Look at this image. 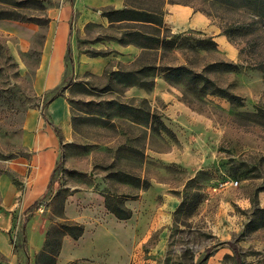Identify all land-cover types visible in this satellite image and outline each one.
<instances>
[{
  "label": "rangeland",
  "instance_id": "1",
  "mask_svg": "<svg viewBox=\"0 0 264 264\" xmlns=\"http://www.w3.org/2000/svg\"><path fill=\"white\" fill-rule=\"evenodd\" d=\"M62 1L0 0L1 14L29 20L0 19V174L7 173L16 184L6 164L28 153L20 145L4 144L2 136L18 132L31 109L49 116L47 104L55 88L37 93L35 75L43 64L45 40L53 34L48 15ZM172 2H186L207 12L237 54H225L206 41L212 36L202 32L171 31L164 14L166 4ZM126 4L155 14V23H123L110 30L95 23L79 25L74 11L68 27L70 51L77 46L93 54L90 44L111 32L124 39L125 33L134 31L159 35L158 43L138 39L143 44H135L140 48L137 56L107 66L135 70L154 64L159 69L156 75L149 72L146 77L154 79V85L110 87L102 74L79 72L64 51L56 88L63 86L58 96L66 103L69 135L63 137L55 127L62 142L50 184L36 207L10 212V226L3 230L9 254L0 252V264H11V260L12 264H111L107 252L70 260L58 257L60 236L54 228L62 222L61 199L71 188L93 190L104 199L132 200L135 214L129 222L133 230L125 236L131 242L126 264H207L219 248L227 250L222 264H264V123L242 116L256 106L264 109V70L255 68L264 61L259 4L253 0H231V4L126 0ZM19 23L34 24L36 29L31 33ZM20 34H24L22 40ZM203 39L201 48L197 41ZM225 63L238 67L227 70ZM178 65L207 75L240 97L243 105L208 91L203 96L191 94L183 83L165 80L162 70ZM114 101L156 114L166 129L151 119L144 122L118 110ZM235 179L237 186H230ZM169 195L178 198L177 206ZM35 212L40 214L36 222L45 220L44 240L39 251L29 253L27 223ZM121 225L116 228L123 232ZM71 248L65 244L63 250Z\"/></svg>",
  "mask_w": 264,
  "mask_h": 264
},
{
  "label": "crops",
  "instance_id": "2",
  "mask_svg": "<svg viewBox=\"0 0 264 264\" xmlns=\"http://www.w3.org/2000/svg\"><path fill=\"white\" fill-rule=\"evenodd\" d=\"M125 6H130L126 4V0H63L57 10L49 13L53 34L48 36L44 43L41 54L43 64L39 66L35 75L36 92L43 93L48 89L56 88L61 79L64 51L67 53V48L70 49L69 19L74 11L78 14L79 25L95 23L103 28L115 30V25L125 22L111 24L102 15L101 10L105 7L119 9ZM164 22L173 32L197 31L212 36L217 46L229 56L234 57L238 52L235 45L221 30L220 25L203 10L196 9L189 3H167ZM19 24L27 27L31 33L36 29V26L31 23ZM18 36L22 40L24 34ZM119 38V33L111 32L107 37L101 38L100 42L91 43L90 48L95 51L93 54L80 51L75 46L70 52L77 70L103 74L109 64L122 59H133L140 53V48L135 44L121 43ZM228 50L232 53H228ZM47 111L48 117L43 116L36 109L29 110L18 132L2 136L4 144L20 145L28 156H17L6 164L9 173L17 179V184L7 173L0 174L1 253L9 254L3 230H7L10 226V212L13 210L19 213L27 212V208L47 191L60 148L55 127L60 128L63 137L67 138L69 135L70 127L64 98L61 96L53 98L47 104ZM169 197L176 200L177 206L178 198L175 195H169ZM131 202L132 200L124 201L125 206L131 209V217L119 220L105 207L103 196L93 190L82 191L71 188L64 199L63 215L68 220L83 224L84 231L76 240L64 235L58 257L61 260H70L83 256H101L107 252L111 264H126L130 260L131 242L126 240L125 236L127 233L131 234L133 230L129 222L135 214L134 208L130 205ZM164 208L166 211L167 208ZM38 217L40 214L35 212V216L31 217L27 223L29 253L39 251L44 240L45 220L41 218L39 222H36ZM119 222H123L121 225V229L124 228L123 232L116 228ZM225 234L221 233L222 236ZM65 244L70 245L71 250H63ZM226 253V249H217L209 256L207 264H222V257ZM10 263L12 264V260Z\"/></svg>",
  "mask_w": 264,
  "mask_h": 264
},
{
  "label": "trees",
  "instance_id": "3",
  "mask_svg": "<svg viewBox=\"0 0 264 264\" xmlns=\"http://www.w3.org/2000/svg\"><path fill=\"white\" fill-rule=\"evenodd\" d=\"M223 1L226 4H231V0H220ZM253 2L259 4L258 13L261 16V18L264 20V0H253ZM205 12V11H204ZM101 13L103 16H105L108 21L113 24L116 22H125V24H131V23H155L153 20V17L155 14L150 13L149 11H145L142 9L135 8L133 6H125L123 8L115 9L112 7H105L101 10ZM207 15H209L207 12H205ZM0 19H13V20H19V21H29L28 19L19 18L15 15L10 14H1L0 13ZM38 24V23H37ZM40 24V23H39ZM127 39H124V37H120L119 41L124 44H139L142 45L143 43L139 41L138 39L142 38L145 42L148 41L149 43H158L159 41V35H144L141 32L134 31L125 33ZM133 36V39H130L128 37ZM203 40H198L197 44L199 47L203 48L205 47V44H203ZM207 42H209L212 45H216L215 41L212 40V38L206 39ZM148 43V44H149ZM145 45V44H144ZM149 48V46H145ZM67 59L72 62V55L70 52L69 47L67 48L66 53ZM227 68V70H233L236 69L238 66L233 63H225L224 64ZM255 68L264 70V61H261L257 65H255ZM159 69L154 64H145L141 66L138 69L135 70H112L109 68H105L103 71V76L107 78L109 86L111 87V84H125V85H137L140 87L150 88L154 85V79H146L147 75H149V72L154 73V76L156 75V72ZM163 72V77L167 81H179L183 83L189 92L191 94L197 93L200 94L199 96H203V93H206L208 91L209 94H216L219 96H223L227 98L230 102L235 103L236 105L242 106V99L232 93H230L226 88L217 86L214 81H212L207 75L203 74L202 72L194 71L193 69L184 66V65H178L174 67H166ZM63 86L55 88L52 90L53 94L50 98L52 100L53 98L57 97L60 94V91ZM188 102V100H187ZM118 110L124 111L134 118H139L144 122H149L151 119V122L155 123L158 122L160 125H162L163 129H166L165 125L161 123L158 116L154 113H150L149 111H145L144 109L140 107H134L129 104L125 103H119L114 101L113 102ZM140 113L143 116H140ZM243 118H247L249 122H256V123H264V109L261 106H256V110L249 114H243ZM161 128V129H162ZM57 136L59 138V142L61 144L62 139L60 134L57 131ZM55 168L53 169L54 172ZM53 172L51 173L50 181L53 175ZM50 181L48 183V186L50 184ZM47 186V188H48ZM70 192V191H69ZM67 192L65 196L61 199V213L60 219L62 222L60 225H58L54 230L58 232L60 239L57 244V250L60 249L61 245V239L64 235H68L73 239H78L84 231V226L81 223L71 221L66 219V217L63 215V203L64 199L69 193ZM44 196V194L34 201L28 208L27 211L30 209L36 207L38 201ZM105 207L119 220H125L131 217V209L125 206L123 200H117L114 198L107 199L105 197ZM52 229V228H51ZM49 228L45 235H48L51 231ZM48 244V241L45 245ZM42 252L45 254H49L41 249Z\"/></svg>",
  "mask_w": 264,
  "mask_h": 264
},
{
  "label": "built area",
  "instance_id": "4",
  "mask_svg": "<svg viewBox=\"0 0 264 264\" xmlns=\"http://www.w3.org/2000/svg\"><path fill=\"white\" fill-rule=\"evenodd\" d=\"M226 183L225 182H223L221 185H225ZM237 184H238V181L235 179V180H230L229 181V185L230 186H232V187H235V186H237Z\"/></svg>",
  "mask_w": 264,
  "mask_h": 264
}]
</instances>
